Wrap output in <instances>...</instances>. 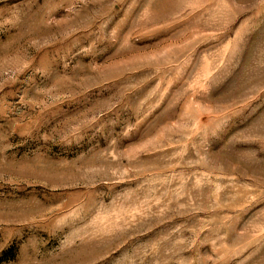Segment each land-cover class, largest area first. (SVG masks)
Returning a JSON list of instances; mask_svg holds the SVG:
<instances>
[{"label": "rangeland", "instance_id": "rangeland-1", "mask_svg": "<svg viewBox=\"0 0 264 264\" xmlns=\"http://www.w3.org/2000/svg\"><path fill=\"white\" fill-rule=\"evenodd\" d=\"M0 264H264V0H0Z\"/></svg>", "mask_w": 264, "mask_h": 264}]
</instances>
